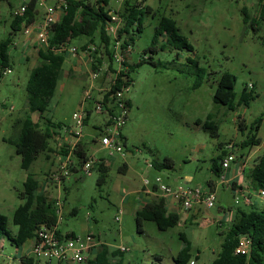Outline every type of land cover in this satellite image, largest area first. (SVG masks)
I'll return each mask as SVG.
<instances>
[{
  "label": "rangeland",
  "instance_id": "374dc122",
  "mask_svg": "<svg viewBox=\"0 0 264 264\" xmlns=\"http://www.w3.org/2000/svg\"><path fill=\"white\" fill-rule=\"evenodd\" d=\"M24 1L27 0L0 2V38L11 32L13 10ZM140 1L145 6L150 5L152 10L145 16L142 30L134 35L133 50L127 61L134 68L127 77L126 95L130 107L123 128L126 155L114 152V157L110 158L109 149L95 141L108 119L105 113L95 111V102L102 100L101 92L111 86L116 76L108 70V63L101 67L103 74L98 80L92 79L91 71L86 67L78 69L77 57L69 53L51 109L46 113L52 121L72 128L75 111L91 112L83 128L87 141L85 147L89 157L109 159L106 182L102 185L97 183L99 170L86 173L82 169L83 163L75 155L70 156L72 164L68 165L61 181L51 180L60 174L59 154L64 157L59 151L61 146L57 137L50 140V150L42 152L29 170L22 168L21 156L15 146L5 141V138L19 134L15 122L24 116L26 85L31 71L20 51L30 33L24 31L15 35L16 45L10 50L11 71L0 76V213L8 218V228L15 231L13 214L24 202L19 193L24 188L27 175L33 174L40 181L39 191L42 189L49 198L61 203L58 230L62 234L86 237L92 233L97 241L111 249L119 250L126 246L129 250L120 251L118 257L124 264H178L175 258L188 241L191 261L186 264H211L224 239L221 232L225 228H220L218 222L223 216V208L246 207L240 205L241 202L236 203V199L241 200L240 193L225 189L212 172L213 159L227 152L229 144L239 145L251 135L252 124L257 118L263 117L264 123V20L257 19L260 0ZM51 3L52 0H47V5ZM124 4L125 0H110L109 6L123 10ZM47 5L38 3L36 21L44 18ZM63 13L64 9L60 16ZM246 15L248 21H245ZM162 17L176 20L180 33L193 46L192 50L183 49L177 56L176 50L150 49ZM254 19H257L256 29L252 26ZM32 39L33 35L28 42ZM163 41L164 37L160 43ZM33 46L36 49L39 44L35 46L33 43ZM69 46L78 47V43L73 41ZM150 57L157 64L150 61ZM188 57L192 62L187 60ZM31 59L34 64L39 63L37 54L28 61ZM197 62L206 68L207 73L201 86L193 87ZM224 71L237 76L236 103L244 86L255 84L254 99L248 105L229 109L214 101L217 80ZM90 84H93L91 98L87 99L86 90ZM239 115L245 119V129L239 128ZM31 116L38 120V114L32 113ZM208 119L218 124V136L197 123ZM258 136L262 143L254 146L258 151L256 156L264 153V125ZM244 149L249 153L250 148ZM235 155L239 158L237 153ZM167 157L173 159V169L156 171L147 167L148 161ZM124 164L129 165L128 172L122 170ZM230 166L234 169L235 162ZM188 174L194 176L193 187L204 189L210 179L218 182L214 205L209 207L200 203L198 224L185 226L179 223L160 230L154 221L146 220L140 226L134 212L125 209L126 196L144 185L143 178L147 177L152 186L155 178L161 176L164 183L175 188L181 183L185 185L184 177ZM253 193L252 199L259 202L257 193ZM129 196L133 197L132 194ZM204 218L210 221L205 224ZM1 241L4 244L3 264H20V254L29 252L31 247V241L21 248L7 237ZM44 263L41 260L38 264Z\"/></svg>",
  "mask_w": 264,
  "mask_h": 264
},
{
  "label": "trees",
  "instance_id": "16d2710c",
  "mask_svg": "<svg viewBox=\"0 0 264 264\" xmlns=\"http://www.w3.org/2000/svg\"><path fill=\"white\" fill-rule=\"evenodd\" d=\"M37 5V0H31L27 11L22 16H13L11 32L7 37L0 38V76L7 69H11L10 50L15 46V35L18 32H24L36 22ZM109 5L110 0H97L95 2L92 0H65L64 13L52 26L48 46H39L40 64L30 71L26 85L27 105L24 116L15 122V125L19 127V134L5 138V141L15 146L17 154L21 156L22 168L29 170L31 164L42 152L50 150V140L55 138L59 134V130L64 127L61 122H54L46 116V113L51 109L52 99L62 75L65 59L69 54L67 51H58L61 45L65 43L69 45L76 41L80 51L90 50L92 71H97L103 63H108V70L117 73L115 83L111 84L109 90L103 92L105 103L110 93L122 88L123 85H128L123 77H129L134 66L128 65L127 71L117 72V67L113 61L114 42L122 40L124 47L129 44L132 45L135 33L142 30L144 18L151 12L152 7L150 5L145 6L140 0H125L123 10L111 8ZM111 12L118 13L121 18V24L116 35L110 33L108 29L112 21ZM257 19L264 20V0H260ZM257 19H254L252 23L254 29H256ZM245 21H248V15L245 16ZM162 37H164V41L160 43ZM90 46H94L95 50L90 49ZM157 48L176 50L177 56H180L183 49L190 51L193 46L180 33L176 20L170 17H162L156 27L150 46L152 50ZM149 60L154 62L151 57ZM187 60L192 62L190 57ZM154 64L157 63L154 62ZM206 73V68L197 62L196 80L193 87L201 86ZM236 82L237 76L234 73L224 71L217 80L214 101L227 106L229 109H236L242 104L248 105L254 99L255 84H252L251 89L249 84L245 85L240 100L236 103ZM127 104L130 107L129 99ZM32 113L38 114V120L32 118ZM90 113L88 111L85 124L88 122ZM238 119L239 128L245 129V119L241 118L240 115ZM262 122L263 117L254 121L252 134L243 139L239 147L251 148L261 143L258 131ZM197 123L202 124L206 129H211V133L218 136L219 126L212 120L208 119L205 122L199 120ZM235 145L238 144L232 145L227 152L224 151L213 159L212 172L218 178L222 177L224 173L223 161L228 154L230 152L237 153ZM59 151L64 155L69 153L66 148H60ZM74 155L83 164L90 158L85 144L82 142H79ZM100 159L103 162L98 168L100 174L97 183L102 185L106 182L109 165L105 158ZM151 162L156 171L174 168V161L170 157L164 160H152ZM251 187L255 192L264 188V153L255 160L252 167ZM39 188L40 181L33 174H28L24 181V188L19 193L24 202L15 209L13 214V224L16 226V230L13 231L8 228V218L0 213V239L7 237L14 245L21 248L34 237L35 231L40 225L47 224L58 227L57 200L49 198L47 193L44 194L42 189L39 191ZM229 210L233 212L232 218L227 225L228 227L221 232L224 236L221 250L211 264H264V209L252 205L247 208L230 206ZM136 218L140 226L144 221L150 220L154 221L160 230L173 227L179 224L180 220L178 212L168 211L164 197L147 202L141 210L137 211ZM219 227L222 228V225ZM58 232L61 233L59 230ZM69 234L71 236L76 235L74 233ZM242 235H247L252 240L251 250L248 254L235 252L239 237ZM120 251L122 250H113L108 245L101 244L96 256L89 259L87 264H124L122 258L117 261L113 260L119 256ZM19 259L20 264H38L40 262L35 256L26 253H21ZM175 261L178 264H186L191 261L190 243L188 241L187 245L178 253ZM0 264H3L1 260ZM44 264L51 263L45 262Z\"/></svg>",
  "mask_w": 264,
  "mask_h": 264
},
{
  "label": "built area",
  "instance_id": "2783aa9c",
  "mask_svg": "<svg viewBox=\"0 0 264 264\" xmlns=\"http://www.w3.org/2000/svg\"><path fill=\"white\" fill-rule=\"evenodd\" d=\"M30 1L31 0H27L26 2L24 1L20 7L14 9L13 16H22L27 11ZM37 2L44 6L47 5V0H37ZM64 5L65 0H52V3L46 7L42 21L35 26V23L32 24L25 30L27 33H30L31 29L34 28L37 36V43L40 47L48 46V38L52 30V26L60 19V13L64 9ZM111 15L112 21L110 22L108 29L110 33H114L116 35L121 24V18L119 14L115 12H111ZM122 44V40H117L114 42L113 61L117 66V72L122 70L126 71L128 69V56L133 50L132 45L129 44L124 47ZM90 49L95 50V47L90 46ZM58 51H67L73 55H77L79 53L76 46H69L66 43L61 45L58 48ZM86 52L89 53L90 56V50L88 49ZM90 63H92L91 56ZM105 64L107 63H103L102 66ZM101 67L97 71L91 70L90 76L92 79L98 80V78L103 74ZM10 71V69H7L5 73ZM115 74L117 75V73ZM115 78L112 80L111 84L115 83ZM123 80L127 83V77H123ZM92 86L93 84H90L86 90L87 99L91 98ZM251 86L252 83L249 84L250 88ZM127 87L128 85H123L122 88L110 93L108 100L105 103V94L103 92L109 90L110 87L106 88L101 92L102 100L95 102V111L108 115V119L105 121L103 127L100 128L97 140L103 145L105 149H109L110 158L114 157V152L120 153L122 156L126 155L124 150L126 144L123 137V128L126 124L129 112V106L127 104L128 97L126 95ZM87 115L88 111L86 110L75 111L72 115L75 125L72 128L63 127V129L59 130V134L55 136H58L59 138V143L61 146L60 148L68 149L69 153L68 155L62 154L64 157L61 158V163L59 166L60 174L54 175L51 178L52 181H61L62 176H64V174L67 172L68 165L72 164L70 156L74 155L75 149L84 137L83 128L85 126V119ZM61 133L65 134L64 137ZM237 159L238 158L235 153L230 152L223 161L224 168H229L230 164ZM106 161H108V159ZM102 162L103 161L100 158L92 156L83 164L82 169L89 174L93 169H98ZM147 167L153 169L152 162L149 161L147 163ZM143 183L144 190L147 193H151V181L145 177L143 178ZM152 186H155L156 189L160 190L162 194L173 195L180 203L181 207L185 210H191L200 203H205L207 206L211 207L214 205L216 199V192L214 191H204L198 186L193 187L183 184L173 188L169 184L164 183L161 176H157L155 178V183ZM234 192L240 193L236 189H234ZM257 195L260 199V202L264 203V188L259 189L257 191ZM240 196L241 200L236 199V203L239 204L241 201H243L248 205L255 204L252 196L249 194L240 193ZM57 205L58 214L60 217L61 203L58 200ZM2 241L0 242V260L3 256L4 249V244ZM29 241H31L30 250L29 252L24 253L35 256L38 260H43L44 262H49L51 264H87L89 259L96 256V253L99 251L101 245V243L95 239L92 233L87 234L86 237H78L77 235L71 236L69 233H59L58 227L47 224L40 225L36 229L34 237ZM251 245V238L247 235H242L239 237L235 252L237 254H248L251 250ZM120 250L127 251L129 248L122 246Z\"/></svg>",
  "mask_w": 264,
  "mask_h": 264
},
{
  "label": "crops",
  "instance_id": "0c3cea01",
  "mask_svg": "<svg viewBox=\"0 0 264 264\" xmlns=\"http://www.w3.org/2000/svg\"><path fill=\"white\" fill-rule=\"evenodd\" d=\"M41 21H36L34 26L36 24H39ZM32 35H33V39L28 42V38L32 37ZM26 39H27L26 42L24 44H22L23 49L20 51H21V56H23L25 58L26 63L29 64V68L32 70L34 67H36L37 65L40 64V62L37 64H34L32 62L33 59L28 61L31 57H35L36 54L38 55V48L39 47L36 46L37 45V41H36L37 36H36V31L34 30V28L31 29L30 35H28ZM33 43L36 46V49H33V47H34ZM15 45H16V43H15ZM82 52L83 53H78L77 55H74L77 57V62H78L77 68L83 70L82 68L86 67L90 72L91 71V63H90L89 53H87L86 51H82ZM68 55H70V54H68ZM38 58H39V56H38ZM263 125H264V123H262L260 129H262ZM61 134L64 137L65 134H63V133H61ZM123 136H124V140H125V144H126V135H125L124 131H123ZM57 138H58V136H57ZM95 141H98V140L95 139ZM80 142H82L83 144L87 143V141L85 140V136L82 138V140ZM261 143H262V139H261ZM261 143L259 145H261ZM232 145H234V144H229L228 148H230ZM259 145H256V146H259ZM235 150H237V155L239 157L237 159V161L235 162V168L232 169V167L229 166V168L225 169L222 177L219 178L220 183H223V185H225V189L232 190L233 192H234V189H236L240 193L249 194L251 196L252 194H254L252 187H251V171H252V167L255 163V160L260 156V154L258 156L255 155V154H257L258 151L256 149H254V146L250 148L249 153H246L245 149L239 147V145H235ZM252 158H255V159L252 162V164H250V161L252 160ZM57 159L59 162L61 161V155L60 154H59V157ZM151 161L152 160H150V162ZM108 165H109V161H108ZM129 169H130L129 165H127V164L123 165V171L128 172ZM147 171H149V169H147ZM184 179H185V182H184L185 185L193 186L191 184L194 181L193 175L188 174L184 177ZM217 187H218V182H215L213 179H210L207 183V187L204 188L203 190L204 191L210 190V191L216 192ZM256 193H257V191H256ZM131 194L133 195V197L129 196ZM131 194L126 196L127 201L124 204V206H125L126 210L131 209L135 215H136L137 211L141 210V208L147 202L152 201L154 199H158L159 197H164L166 200V208L168 209V211H176L179 213V216H180L179 223H182L185 226L187 224H192V223L198 224L199 220L201 219V205L202 204H198L197 206H195L191 210H185L181 207L180 203L175 199V197L173 195L162 194L160 192V190L156 189L155 186H151V193H147L144 190V186H142L140 189L133 190L131 192ZM253 201L255 202V204H252L253 206H256L260 209H264V203H261L260 199H259V202L261 204H259V202L256 200H253ZM240 205H243V206L245 205L246 207H244V208L252 206V205H248V204L244 203L243 201H241ZM223 210H224L223 216L218 220V222H219V225H222V228H227L228 227L227 225L229 224V222L232 218L233 212L231 210H229V207L227 210L224 208H223ZM209 221H210L209 218L203 219V223H205V224ZM118 257L114 258L113 260L117 261Z\"/></svg>",
  "mask_w": 264,
  "mask_h": 264
}]
</instances>
